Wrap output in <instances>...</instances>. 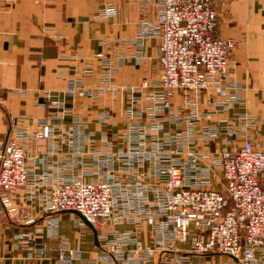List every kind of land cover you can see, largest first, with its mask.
Wrapping results in <instances>:
<instances>
[{"label": "built area", "instance_id": "1", "mask_svg": "<svg viewBox=\"0 0 264 264\" xmlns=\"http://www.w3.org/2000/svg\"><path fill=\"white\" fill-rule=\"evenodd\" d=\"M155 2L153 21H141L133 38L115 41L132 47V55L113 45L94 57L99 69L95 92H87L81 80L69 82L64 92L97 97L122 90L128 101L120 136L124 147L114 151L113 142L100 137L91 161L82 163L84 147L96 139L57 96L51 97L48 106L60 111L51 117L70 115L72 125L62 135L48 120L39 122L34 132L14 122L7 140L0 142V207L16 212L15 196L21 193L25 203H34L42 213H74L95 232L107 222H138L135 229L111 233L98 248L102 259L115 264H204L203 257L214 256L227 258L220 264H261L257 256H264V151L242 130L255 120L245 113L224 119L220 131L241 143L233 150L229 142L218 151L206 150L218 137L213 117L244 105L229 64L236 42L216 36V0ZM112 13L108 6L99 16ZM150 38L158 40L157 80L115 88L113 79L127 59L142 65ZM83 74H93L91 64ZM176 90L189 95L179 109L172 102ZM201 93L216 98L214 113L202 110ZM145 101L149 106L144 110L134 107ZM108 118V112H99L97 124ZM41 140L47 153L35 158L42 165L36 173L29 165L33 156L26 142ZM61 143L71 150L62 164L53 160ZM93 169L98 173L94 177ZM212 182L221 189L212 188ZM22 218L34 220L31 212ZM143 221L150 223V243L142 238ZM186 239L188 250L180 246ZM58 258L62 264H97L67 247L59 250Z\"/></svg>", "mask_w": 264, "mask_h": 264}, {"label": "crops", "instance_id": "2", "mask_svg": "<svg viewBox=\"0 0 264 264\" xmlns=\"http://www.w3.org/2000/svg\"><path fill=\"white\" fill-rule=\"evenodd\" d=\"M108 6L113 8V13L100 17ZM156 9L155 0L0 1V142L7 140L15 121L18 126L34 132L39 122L48 120V125L63 135L72 125V118L70 115L59 120L51 117L60 112L48 106V102L54 100L51 97L57 96L96 139V143L84 147L82 163L91 161L92 152L100 147V137L109 138L114 151L124 147L120 136L125 132L124 111L128 101L122 90L107 91L97 97L84 94L70 97L64 92L68 83L75 80H81L87 92H95L99 69L94 57L113 45L126 56L132 55V47L115 41L133 38L141 21L154 20ZM215 9L216 36L236 42L229 64L233 79L242 88L244 105L213 117L212 125L219 128L218 137L210 141L206 150L218 151L226 142L230 150L235 149L240 140L225 135L220 127L224 119L245 113L256 122L249 128L243 126L242 130L256 149L264 151V0H216ZM157 44L156 38L146 41L141 66H135L131 59L125 61L113 79L115 88L157 80L160 75ZM89 64L93 74L84 76ZM186 97L189 95L183 90H176L172 101L174 109L182 108ZM199 97L205 112L212 114L218 109L212 104L215 97L209 98L204 93ZM147 106L149 102L145 101L134 107L144 110ZM101 111L108 112L109 118L99 125L96 116ZM26 143L33 156L29 165L40 173L42 165L36 164L35 158L47 153L46 142ZM70 151L61 143L53 160L62 164ZM91 174L96 176L97 170L93 169ZM90 178L86 177V181ZM145 181L152 180L146 178ZM211 187L220 190L221 184L212 182ZM21 195L15 196L16 212L8 213L0 207V264H62L58 256L63 247L76 250L83 258L96 260L97 264H115L102 259L98 248L111 233L135 229L139 224L133 225L129 220L120 224L107 222L95 232L76 214L42 213L34 203H25ZM27 212H31L34 219L30 223L22 218ZM140 229L144 242L150 243L149 221L140 222ZM180 246L188 250L189 240H183ZM257 257L264 264V256ZM226 260L224 256L201 259L204 264H220Z\"/></svg>", "mask_w": 264, "mask_h": 264}]
</instances>
